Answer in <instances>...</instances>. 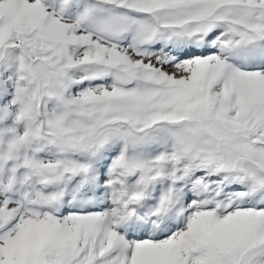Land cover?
<instances>
[{"label":"snow or ice","instance_id":"obj_1","mask_svg":"<svg viewBox=\"0 0 264 264\" xmlns=\"http://www.w3.org/2000/svg\"><path fill=\"white\" fill-rule=\"evenodd\" d=\"M0 264H264V0H0Z\"/></svg>","mask_w":264,"mask_h":264}]
</instances>
